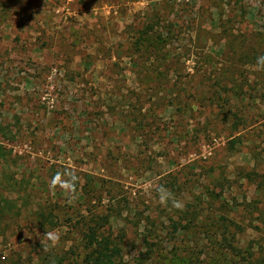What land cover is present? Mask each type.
Here are the masks:
<instances>
[{
	"label": "rangeland",
	"instance_id": "obj_1",
	"mask_svg": "<svg viewBox=\"0 0 264 264\" xmlns=\"http://www.w3.org/2000/svg\"><path fill=\"white\" fill-rule=\"evenodd\" d=\"M260 56L264 0H0V264H264Z\"/></svg>",
	"mask_w": 264,
	"mask_h": 264
},
{
	"label": "trees",
	"instance_id": "obj_2",
	"mask_svg": "<svg viewBox=\"0 0 264 264\" xmlns=\"http://www.w3.org/2000/svg\"><path fill=\"white\" fill-rule=\"evenodd\" d=\"M230 142H234V139ZM0 212L3 213L2 209ZM0 213V214H1ZM40 227H43L47 217L44 212L40 213ZM93 224L86 226L83 234L84 247L87 249L85 260L87 264H115L114 250L111 246L112 240L108 234H103V227L108 224V217L105 215L98 216ZM52 223L53 221L50 220Z\"/></svg>",
	"mask_w": 264,
	"mask_h": 264
},
{
	"label": "clouds",
	"instance_id": "obj_3",
	"mask_svg": "<svg viewBox=\"0 0 264 264\" xmlns=\"http://www.w3.org/2000/svg\"><path fill=\"white\" fill-rule=\"evenodd\" d=\"M257 67L260 70H264V56L257 57ZM169 200L171 201L172 207L178 209V210H183L184 208V203L182 201L176 200L174 198H163L162 203L167 206L169 203ZM44 238V249L45 250H50L51 248L55 247L59 241H60V233L56 230H50L47 232H44L43 234Z\"/></svg>",
	"mask_w": 264,
	"mask_h": 264
}]
</instances>
